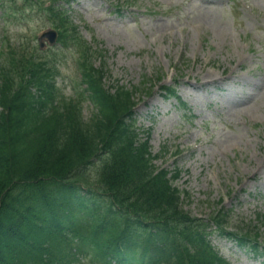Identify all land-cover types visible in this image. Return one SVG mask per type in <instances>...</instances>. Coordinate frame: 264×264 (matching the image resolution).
I'll use <instances>...</instances> for the list:
<instances>
[{
    "label": "trees",
    "instance_id": "1",
    "mask_svg": "<svg viewBox=\"0 0 264 264\" xmlns=\"http://www.w3.org/2000/svg\"><path fill=\"white\" fill-rule=\"evenodd\" d=\"M55 9L44 8L51 17ZM55 25L61 39L78 37ZM8 55L0 64V264H51L68 236L87 240L105 260L130 245L157 250L165 264H228L208 239L215 231L264 255L257 226L240 222L228 232L220 209L209 221L192 217L183 204L189 194L172 186L177 169L168 177L154 164L161 154L151 153L148 133L140 137L133 119L136 93L150 87H106L104 60L94 66L104 55L95 50L91 67L79 65L82 97L93 106L84 119L82 103L57 96L55 66L37 48Z\"/></svg>",
    "mask_w": 264,
    "mask_h": 264
},
{
    "label": "rangeland",
    "instance_id": "2",
    "mask_svg": "<svg viewBox=\"0 0 264 264\" xmlns=\"http://www.w3.org/2000/svg\"><path fill=\"white\" fill-rule=\"evenodd\" d=\"M114 2L122 6L119 12L110 6ZM11 5L0 9V50L5 36L31 41L50 27L40 10ZM70 15L83 39L107 50L105 86L118 80L141 87L155 76L161 84L177 83L188 116L160 94L159 84L150 97L140 96L136 111L140 128L151 129L152 153L169 145L155 164L182 170L175 184L191 194L186 208L208 218L207 203L221 198L232 211V228L264 213V0H73ZM52 48L55 85L65 97H76L84 88L77 50L72 44ZM92 112L86 100L83 116ZM212 241L231 264H264L225 238L214 235ZM76 264L93 263L85 258Z\"/></svg>",
    "mask_w": 264,
    "mask_h": 264
},
{
    "label": "water",
    "instance_id": "3",
    "mask_svg": "<svg viewBox=\"0 0 264 264\" xmlns=\"http://www.w3.org/2000/svg\"><path fill=\"white\" fill-rule=\"evenodd\" d=\"M45 35H51V37L53 38L55 34L53 32H49L48 34Z\"/></svg>",
    "mask_w": 264,
    "mask_h": 264
}]
</instances>
